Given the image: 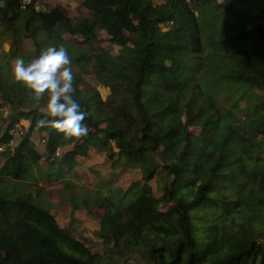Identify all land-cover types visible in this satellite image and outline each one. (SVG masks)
Returning <instances> with one entry per match:
<instances>
[{"label":"trees","instance_id":"16d2710c","mask_svg":"<svg viewBox=\"0 0 264 264\" xmlns=\"http://www.w3.org/2000/svg\"><path fill=\"white\" fill-rule=\"evenodd\" d=\"M23 1L0 0V36L14 37L0 53V109L11 112L0 133V264H264V0H80L87 14L78 17ZM208 11L240 19L238 30L210 32ZM99 30L116 54L94 46ZM65 36L88 49L72 59L80 69L73 98L88 113L80 137L54 125L34 130L46 94L34 101L10 65L28 53L22 39L34 41L23 55L31 60L43 41L63 45ZM91 75L108 87L105 99ZM91 149L112 170L142 174L126 188L103 184L108 194L95 200L102 254L62 227L28 185L42 159L60 174ZM155 176L165 182L161 196Z\"/></svg>","mask_w":264,"mask_h":264},{"label":"rangeland","instance_id":"374dc122","mask_svg":"<svg viewBox=\"0 0 264 264\" xmlns=\"http://www.w3.org/2000/svg\"><path fill=\"white\" fill-rule=\"evenodd\" d=\"M157 3H160L164 0H155ZM45 3V4H44ZM62 5L65 9H67L70 14H73L74 17H78L80 15H86L87 10H85L80 0H45L43 1L44 6L39 4V8H46V7H52L55 5ZM193 6H195L192 3ZM70 7V9H69ZM238 11H242L240 8H238ZM246 14H249V11L246 12ZM212 13L210 11L207 12V14L203 17V20H208L210 18V32H217L216 28L219 26L222 27V34L226 35L230 32H234L238 30V23L240 19L236 18H230V15L221 16L219 19L215 20L212 19ZM17 27L21 31L20 24ZM8 37V38H7ZM0 36V51H3L2 48L4 47V44L7 42H12L14 40L13 36ZM204 42L207 43L209 40L204 35ZM65 39L67 42H64V46L67 49V51L70 50L69 57L71 59V68L72 72L79 73L80 69L73 65L72 59L79 56L80 53H83L85 49H80L79 46H81L82 38L80 36H76L74 38H71L69 36H65ZM210 40H212L210 38ZM24 42V43H23ZM51 41H43L42 45L44 48L53 46ZM80 43V44H79ZM95 47H105L107 49H111V52L113 54H116L119 51L118 46H111L108 42V36L106 33L102 30H99L97 32V38L92 42ZM60 44L62 42L60 41ZM22 46L35 49L34 41L33 39H22ZM72 49H71V48ZM87 49V46H85ZM212 48V47H211ZM73 50V51H72ZM88 50V49H87ZM85 50V51H87ZM28 53H22L21 58H23L26 62L29 61L30 57H24L25 54H30L33 51H28L26 48L24 50ZM31 52V53H30ZM88 52V51H87ZM24 55V56H23ZM32 58V57H31ZM14 59V58H12ZM13 61V60H12ZM13 67V65H12ZM12 70V69H11ZM91 84L95 86L96 85V78L91 75L89 77ZM100 90L102 92L103 98L105 99L109 93L108 87H103L102 85L99 86ZM262 99L264 100V96L262 95ZM220 101L224 102L223 96H220ZM244 102H240L239 104L235 105L236 107L243 106ZM1 116V115H0ZM1 119V117H0ZM38 124L34 126V130L37 128ZM30 127V124H29ZM28 127V128H29ZM18 133V137H19ZM31 138H34V141L37 142V146L39 147L40 151H44V145L41 142V134L36 131V134L30 135ZM18 139V138H17ZM6 148V147H5ZM0 154H2V151H0ZM79 159H81L79 161ZM76 164L73 168V171L71 172L69 165L67 164L63 167L62 172L60 174H57V169H51L47 166V163L44 159L41 160L42 167L44 169L36 171H31L28 174V180L30 182H33V179H38V177L41 179L38 182H34L30 184L28 182V185L30 189L33 191H42V194L40 196V199L44 202L48 203V207L52 210L54 214H56V217L58 218V222L62 227L69 228V230L72 232V234L77 239H85L90 238L91 240L88 241L92 247V250L98 254H102V248L103 244L101 242V239L98 238L95 233L99 229V219L103 214V209L97 208L95 206V200L97 197H102L108 194V188L104 187L106 184L113 183V187H122L126 188L134 181L140 180L142 178L141 170L139 168H130L129 166L126 167H120L117 170H112L109 162L105 159V155L101 153L95 152L93 149L90 150L89 157L84 158H75ZM48 167V168H47ZM69 168V169H68ZM53 174V177H50V179H47V174ZM56 175H59L61 177L60 182L55 183H49L44 180H53L56 181ZM109 181V183H108ZM151 185L154 188V192L157 196H161L162 190L161 186L165 185L164 181L159 182V177L155 176L151 181ZM29 189V188H26ZM126 191V190H123ZM107 193V194H106ZM120 195L121 192L119 193ZM115 197V195H114ZM116 198V197H115ZM93 210V213H90L88 209L86 208L85 204ZM77 207V210H75L74 207ZM71 210H75L76 212V218L75 220L71 219Z\"/></svg>","mask_w":264,"mask_h":264},{"label":"clouds","instance_id":"9594fccd","mask_svg":"<svg viewBox=\"0 0 264 264\" xmlns=\"http://www.w3.org/2000/svg\"><path fill=\"white\" fill-rule=\"evenodd\" d=\"M31 0H24L25 3ZM39 8V5L37 6ZM12 74L16 81L31 91L34 101L45 98L47 112L37 121L39 126H55L68 137H80L88 133L82 123L87 112L73 98V72L71 59L64 45L49 46L29 61L17 58Z\"/></svg>","mask_w":264,"mask_h":264},{"label":"crops","instance_id":"0c3cea01","mask_svg":"<svg viewBox=\"0 0 264 264\" xmlns=\"http://www.w3.org/2000/svg\"><path fill=\"white\" fill-rule=\"evenodd\" d=\"M59 6H60V3H59ZM60 7H62V9L66 12V13H68V15L69 16H71V17H73V14H70V12L67 10V9H65L62 5L60 6ZM69 9H70V7H69ZM24 43V42H23ZM11 47V41L10 42H7V43H5L4 44V47L2 48V50L4 51V50H8L9 48ZM23 47V46H22ZM25 48L28 50V51H34L33 49H31V48H27V47H24L23 49L25 50ZM3 51H0V53H2ZM13 60V61H12ZM14 63H15V60L14 59H11L10 60V65H11V67H12V65H14ZM0 117H1V119H0V133L2 132V129L5 127V125H6V119L11 115V112H10V109H8V107L7 106H3V108L2 109H0ZM29 120H27V119H22L21 121H20V124L18 125V128H20V127H24V129L25 130H27L28 129V127H29ZM36 134V132L35 133H33V135H35ZM33 141H34V138H33ZM36 144H37V142L36 141H34ZM42 142V141H41ZM43 143V142H42ZM37 148L39 149V147L37 146ZM1 151V150H0ZM39 151H40V149H39ZM40 152H44V151H40ZM78 158H81V157H78ZM81 159H79V161H80ZM41 165H42V163H41ZM69 169V168H68ZM71 172L73 171V169L72 170H70ZM44 181H46V182H49V183H55V182H60V179L59 180H56V181H53V180H44ZM72 212V210L70 209V213ZM75 215H76V212H75ZM58 219V218H57Z\"/></svg>","mask_w":264,"mask_h":264},{"label":"built area","instance_id":"2783aa9c","mask_svg":"<svg viewBox=\"0 0 264 264\" xmlns=\"http://www.w3.org/2000/svg\"><path fill=\"white\" fill-rule=\"evenodd\" d=\"M3 148L0 147V150H2Z\"/></svg>","mask_w":264,"mask_h":264}]
</instances>
